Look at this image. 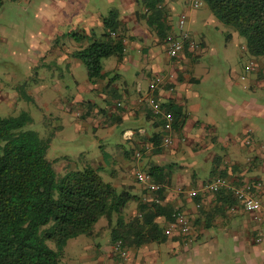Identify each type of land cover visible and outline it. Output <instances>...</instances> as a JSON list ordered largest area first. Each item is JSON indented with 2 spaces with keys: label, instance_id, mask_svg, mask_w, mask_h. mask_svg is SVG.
I'll use <instances>...</instances> for the list:
<instances>
[{
  "label": "crops",
  "instance_id": "1",
  "mask_svg": "<svg viewBox=\"0 0 264 264\" xmlns=\"http://www.w3.org/2000/svg\"><path fill=\"white\" fill-rule=\"evenodd\" d=\"M117 1L119 5L116 11L124 34V56L120 61L117 60V70L124 73L130 71L132 78L126 79L121 73H116V78L122 80L120 84H115L114 81L105 82L103 79L97 83L88 81L87 86H82L81 89H85V92L97 90L104 103L94 111L89 110L90 115L83 123L91 125L95 132L100 129V140L109 138L113 130H116L122 141L127 142L129 146H147L150 145L151 135L161 129L156 127V118L149 113L146 101L153 98L159 105L172 103L181 107L186 115L182 128L166 133L172 138L171 144L164 146L163 151L156 155L150 156L147 152L143 153L141 158L132 156V165H125V170L130 171L134 177L133 172L137 169L145 170L151 160L154 164L168 166L171 171L165 184L164 200L187 216L193 240L214 242L217 241L215 237H222L224 245L225 242H233L234 249L243 253L242 256H247L250 262L253 257L262 260L264 220L258 223L253 219L252 213L244 211L238 204L234 205L233 210L224 208L219 198L205 188V184L216 175L226 176L235 184L240 181L262 180L263 187L259 191V197L264 205V137L259 134L262 128L258 122H254L260 120L264 123L263 59H248L247 64L239 65L238 69L231 68L228 78L220 74H210L212 69L200 60L203 52H214L205 41H195L191 32L182 28L187 33L183 49L178 56L169 57L165 46L163 47V39L154 33L142 16L145 8L139 4L141 0ZM87 2L89 0L41 1L43 9L38 14L42 22V33L33 34L32 42L35 46L32 48L38 49L43 45L44 50H39L37 56L43 51H56L53 49L54 43L57 44V40L66 32L74 34L77 30L84 29L93 38L96 36L95 32L103 30L102 20L106 14L98 8L87 10ZM184 3L185 0L162 2L168 13L171 31L174 33L177 31H174L172 15L178 14L177 9ZM61 11L63 15H60ZM179 16L178 21L182 14ZM178 21L175 22L176 26ZM147 39L162 45L165 59L155 56L151 63L146 59L140 63L135 59L133 52L128 51L129 44L147 53L151 49L146 44H141ZM242 49L243 45L240 46V50ZM250 60L255 63L254 69L247 67ZM221 80L223 87L228 88V91L218 90ZM239 83L242 89L250 88L253 94L244 95L234 91L233 87ZM211 89L216 90L214 97L210 96L213 91ZM201 99L205 100V106L202 105ZM220 106L221 109H218ZM203 107L206 109L202 111ZM115 146L118 155L125 158L122 143H116ZM201 169H204V178L199 175ZM126 176L125 173L121 178ZM142 185L137 184L139 193L142 191ZM191 188H196L200 197L198 208L195 206V199L188 196L187 192ZM160 220L163 221L162 218ZM166 237L163 242L166 247L172 249L182 244L177 232ZM255 237H259L260 242L256 243ZM262 243L263 245H260ZM150 247L130 249L128 257L122 259L113 253L109 242V253L105 256L108 264H112L111 261H119L118 259L128 264H140L159 252L158 247Z\"/></svg>",
  "mask_w": 264,
  "mask_h": 264
},
{
  "label": "trees",
  "instance_id": "2",
  "mask_svg": "<svg viewBox=\"0 0 264 264\" xmlns=\"http://www.w3.org/2000/svg\"><path fill=\"white\" fill-rule=\"evenodd\" d=\"M199 1L218 21L232 26L243 38L241 56L263 59L264 63V0ZM2 2L0 0V6ZM162 2L141 0L139 4L145 8L142 16L148 26L164 41L166 34L172 31ZM102 22V33L72 53L84 64L90 83L106 78L103 58L114 55L120 61L124 56V34L118 11L111 10ZM146 102L149 113L156 118V127L161 130L151 135L150 145L124 147L126 159L138 151L141 155L137 158L147 152L150 156L162 152L164 135L179 131L184 124L186 115L181 107L172 103L159 105L154 100L158 109L155 113L154 106ZM89 110L80 113L79 118L89 116ZM31 121L26 112L0 116V264H57L60 251L51 249L46 241L52 240L61 248L69 238L92 234L101 217L107 221L111 246L121 241L129 251L166 241L164 224L171 221L172 213L178 210L164 200L165 184L171 171L168 166L154 164L151 160L145 170L140 169L149 173L151 181L160 184L153 193L143 185L141 193L138 192L135 173V183L125 182V178L114 183L102 178V167L80 161L58 176L46 157L49 139L41 138L30 129ZM212 193L224 208L238 204L231 191L221 188ZM147 194L151 197L143 200ZM192 198L200 202L198 193ZM257 238H254L256 243L260 242Z\"/></svg>",
  "mask_w": 264,
  "mask_h": 264
},
{
  "label": "rangeland",
  "instance_id": "3",
  "mask_svg": "<svg viewBox=\"0 0 264 264\" xmlns=\"http://www.w3.org/2000/svg\"><path fill=\"white\" fill-rule=\"evenodd\" d=\"M41 1L3 0L0 6V116H15L21 112L30 115L32 121L28 127L41 138L49 139L46 157L53 163L58 176L64 175L80 161L93 167H102L100 174L106 181L115 183L116 180H122L121 176L126 173L124 181L135 183L130 171L124 168L127 164L132 165V156L129 159L120 157L115 146L121 142L122 146L129 149V144L122 141L116 130L110 133L109 138L100 140L102 131L98 129L95 132L91 125H85L84 119L78 116L104 105L97 90L85 92V89H81L88 84L87 70L82 61L71 54L88 44L92 39L91 34L80 29L74 34L66 32L64 36L58 35L64 39L59 38L57 44L54 43L53 49L56 51H43L42 56H37V53L44 50L43 45L37 46L38 49L32 48L33 34L42 33V22L38 14L43 9ZM185 1L176 12L182 14V28L191 32L195 41L203 40L214 50L213 53L205 51L200 56V60L212 69L210 74L228 78L231 68L238 69L239 65L247 64L248 58L241 56L240 50L243 38L234 28L218 21L204 3L193 6L192 0ZM118 5L117 0H89L86 7L89 11L98 8L108 15L111 10H117ZM178 14L172 15L174 31L177 32L179 28L175 22L180 18ZM60 15H63L62 11ZM102 31L95 33L99 35ZM141 44H146L151 50L143 53L140 49L127 45L128 51L133 52L140 63L145 59L151 63L155 56L165 59V50L161 44H154L150 39L143 40ZM164 46L166 47L165 43ZM61 48L63 54L60 52ZM101 62L103 71H107L105 82L111 80L120 84L122 80L116 78V73H121L126 79L132 78L130 71L118 72L116 56L103 58ZM219 86L220 92L228 91V88L223 87L222 80L219 81ZM215 89H211V97L216 95ZM233 90L244 95L253 94L250 88L242 89L241 83L235 85ZM201 103L206 105L204 99H201ZM204 109L206 108H201L202 111ZM254 122H258L262 128L259 134L264 137V123L260 120ZM119 169H122L123 174ZM204 169L199 170L201 178L205 177ZM109 238L107 221L105 217H101L94 225L92 234L69 238L61 248L52 240H47L46 243L54 251H60L57 264H108L105 255L109 253ZM215 239L217 241L214 242L193 240L187 245L178 244L172 249L164 243H154L151 247H158L159 252L140 264H264V258L260 260L253 257L250 262L247 256H242L243 253L234 249L233 242L228 241L224 245L222 237ZM92 252L94 255L91 256ZM118 260L111 262L128 264L122 259Z\"/></svg>",
  "mask_w": 264,
  "mask_h": 264
},
{
  "label": "built area",
  "instance_id": "4",
  "mask_svg": "<svg viewBox=\"0 0 264 264\" xmlns=\"http://www.w3.org/2000/svg\"><path fill=\"white\" fill-rule=\"evenodd\" d=\"M199 0H194L193 5L199 6ZM183 20L180 19L178 21V28L179 32H169L166 34L164 38V43L166 44V53L169 57H176L182 51L184 40L187 38V33L182 30ZM249 68L254 69L255 63L254 61H250ZM149 103L154 106V99L150 98ZM154 112L157 113L158 109L154 106ZM168 120L170 121L171 118L169 117ZM172 142V138L170 135H164L162 140L163 146H168ZM249 140L247 139V143ZM141 153L138 151L135 153V157H140ZM135 177L137 181L143 184L150 193L156 191L160 184L151 181L150 175L148 172L137 169L135 170ZM263 187L262 180L256 179L253 181H243L240 185L235 184L231 179L226 176L216 175L213 179L208 180L205 184V188L208 189L210 192L218 190V189H225L231 191L235 199L237 200L238 204L244 211L252 213V217L258 223H261L264 220V205L259 197V191ZM188 196L194 197L197 194L196 188H191L188 190ZM150 195H144L143 200L149 199ZM157 200V199H156ZM195 206L198 208L200 206V202H197ZM235 207H231L230 209L233 210ZM172 220L169 221L165 225V234L167 236L171 235L173 232H177L180 235L182 243L187 245L193 241V237L191 235V226L190 221L187 216L178 210H175L172 213ZM259 241V238L256 239ZM113 253L119 255L122 259H126L128 257V250L124 247L121 241H116L112 245Z\"/></svg>",
  "mask_w": 264,
  "mask_h": 264
}]
</instances>
